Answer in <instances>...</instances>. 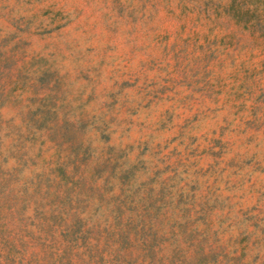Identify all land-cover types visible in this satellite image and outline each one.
Here are the masks:
<instances>
[{
  "label": "rangeland",
  "instance_id": "374dc122",
  "mask_svg": "<svg viewBox=\"0 0 264 264\" xmlns=\"http://www.w3.org/2000/svg\"><path fill=\"white\" fill-rule=\"evenodd\" d=\"M0 264H264V0H0Z\"/></svg>",
  "mask_w": 264,
  "mask_h": 264
}]
</instances>
